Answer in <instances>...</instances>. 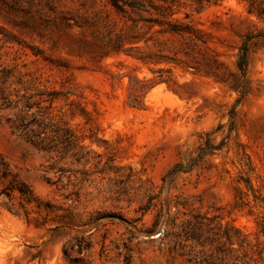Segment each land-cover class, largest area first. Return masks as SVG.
<instances>
[{"label":"rangeland","instance_id":"1","mask_svg":"<svg viewBox=\"0 0 264 264\" xmlns=\"http://www.w3.org/2000/svg\"><path fill=\"white\" fill-rule=\"evenodd\" d=\"M145 8L0 0V264H264V0Z\"/></svg>","mask_w":264,"mask_h":264},{"label":"trees","instance_id":"2","mask_svg":"<svg viewBox=\"0 0 264 264\" xmlns=\"http://www.w3.org/2000/svg\"><path fill=\"white\" fill-rule=\"evenodd\" d=\"M108 4L114 8L117 12L119 13H127L128 11L130 12H139V11H146L145 8V2H148L149 0H106ZM168 15H171L168 14ZM148 21V20H146ZM151 22V21H148ZM166 25V27L161 28L159 31L162 33H168V34H176V35H181L184 36L186 35L190 40H198L201 41L203 44L204 39H202V36L199 35V32L195 30L193 27H191L188 24H182L178 21H155L152 22V25ZM250 39V38H248ZM247 66H248V46L247 43L244 42L238 49L237 55H236V60L234 62V67H235V78L231 84V89L237 91L239 93V97L236 99V102H239L243 96L246 93V85H245V77L247 73ZM50 99L55 98L54 93H49ZM27 108H30L28 105L26 106ZM228 117L230 118V122L232 124L233 119L235 117V107H233L229 114ZM34 122L33 120L29 121L27 119L26 115H22L19 117L17 120H13L11 127L13 130L20 131L22 136L26 139L27 142L32 144L33 146H36L38 148H41L43 150H49L50 147H47V145L44 143V139H41L39 136V132H36L32 129V125ZM178 169L182 168V164L178 163L175 166ZM16 183V182H15ZM15 187V188H14ZM16 189L20 196L26 197L25 201L28 202L30 200V192L26 190L23 186V184H16V186L11 185L10 186V192ZM7 196H11L10 193L6 194ZM260 229L261 231H264V223L260 224ZM63 257L66 261H68L71 264H77L79 263V260L76 258H70V254L67 252V249L65 248L63 251Z\"/></svg>","mask_w":264,"mask_h":264}]
</instances>
